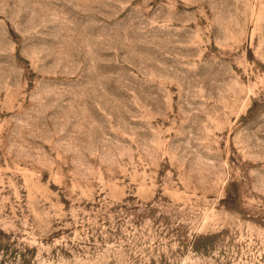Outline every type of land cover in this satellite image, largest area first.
I'll use <instances>...</instances> for the list:
<instances>
[{
  "label": "rangeland",
  "instance_id": "374dc122",
  "mask_svg": "<svg viewBox=\"0 0 264 264\" xmlns=\"http://www.w3.org/2000/svg\"><path fill=\"white\" fill-rule=\"evenodd\" d=\"M0 264H264V0H0Z\"/></svg>",
  "mask_w": 264,
  "mask_h": 264
}]
</instances>
